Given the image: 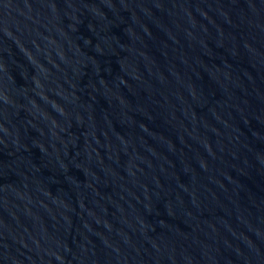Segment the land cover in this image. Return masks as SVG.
I'll return each mask as SVG.
<instances>
[{"label": "water", "instance_id": "obj_1", "mask_svg": "<svg viewBox=\"0 0 264 264\" xmlns=\"http://www.w3.org/2000/svg\"><path fill=\"white\" fill-rule=\"evenodd\" d=\"M0 264H264V0H0Z\"/></svg>", "mask_w": 264, "mask_h": 264}]
</instances>
